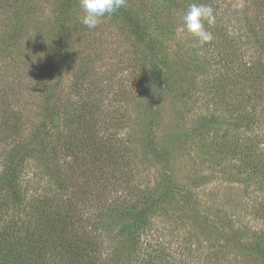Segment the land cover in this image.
Masks as SVG:
<instances>
[{
  "label": "rangeland",
  "instance_id": "1",
  "mask_svg": "<svg viewBox=\"0 0 264 264\" xmlns=\"http://www.w3.org/2000/svg\"><path fill=\"white\" fill-rule=\"evenodd\" d=\"M191 1L127 0L88 29L79 0H0V98L25 138L55 101L63 117L102 110L94 128L134 170L124 194L163 196L143 246L154 238L191 264H264L247 249L264 251V68L242 75L264 66V0H196L216 11L203 45L182 25ZM100 191L120 195L97 185L87 211Z\"/></svg>",
  "mask_w": 264,
  "mask_h": 264
},
{
  "label": "trees",
  "instance_id": "2",
  "mask_svg": "<svg viewBox=\"0 0 264 264\" xmlns=\"http://www.w3.org/2000/svg\"><path fill=\"white\" fill-rule=\"evenodd\" d=\"M263 68L252 63L242 75L256 78ZM8 96L0 98V264H191L184 254L153 245L154 238L143 246L163 196L147 192L134 200L124 194L133 187L134 170L128 155L113 152L109 136L94 128L103 121L100 108L83 106L78 116L63 117L55 101L45 109L43 127L25 138L17 130L19 117L8 113ZM62 123L70 131L58 137ZM104 182L120 195L100 191L106 198H90L87 211L84 195ZM168 188L166 196L180 193L170 181ZM247 249L264 258L263 248Z\"/></svg>",
  "mask_w": 264,
  "mask_h": 264
},
{
  "label": "clouds",
  "instance_id": "3",
  "mask_svg": "<svg viewBox=\"0 0 264 264\" xmlns=\"http://www.w3.org/2000/svg\"><path fill=\"white\" fill-rule=\"evenodd\" d=\"M127 0H79L83 15L80 22L88 29L97 28L106 17H111L125 7ZM183 28L201 45L213 39V33L206 28L216 22V11L207 3L193 2L181 17Z\"/></svg>",
  "mask_w": 264,
  "mask_h": 264
}]
</instances>
